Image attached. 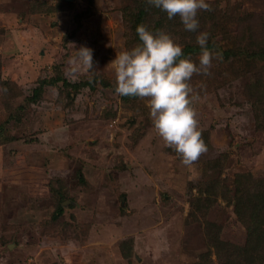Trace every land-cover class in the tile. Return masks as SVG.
I'll return each mask as SVG.
<instances>
[{
    "label": "rangeland",
    "instance_id": "rangeland-1",
    "mask_svg": "<svg viewBox=\"0 0 264 264\" xmlns=\"http://www.w3.org/2000/svg\"><path fill=\"white\" fill-rule=\"evenodd\" d=\"M136 1L0 0V264L259 261L264 59L221 49L264 46V0H206L195 32L149 11V31L182 50L207 32L220 54L189 81L207 147L191 166L157 134L147 98L115 92L112 61L142 43Z\"/></svg>",
    "mask_w": 264,
    "mask_h": 264
},
{
    "label": "clouds",
    "instance_id": "clouds-1",
    "mask_svg": "<svg viewBox=\"0 0 264 264\" xmlns=\"http://www.w3.org/2000/svg\"><path fill=\"white\" fill-rule=\"evenodd\" d=\"M147 3L167 14L178 16L185 30L199 28L198 13L212 11L206 0H147ZM141 44L120 53L115 65V92L121 96L148 99L150 118L165 146L173 148L185 166H191L206 153L207 147L198 128L193 107L198 96L189 83L194 74L209 75L212 61L219 53L207 47V32L197 35L201 48L199 66L190 58H181L182 47L164 32L153 33L144 25L137 26ZM78 55L88 68L92 67V50L81 48Z\"/></svg>",
    "mask_w": 264,
    "mask_h": 264
},
{
    "label": "trees",
    "instance_id": "trees-1",
    "mask_svg": "<svg viewBox=\"0 0 264 264\" xmlns=\"http://www.w3.org/2000/svg\"><path fill=\"white\" fill-rule=\"evenodd\" d=\"M135 11H129L128 14L130 13V16L133 17L135 20H137V25L134 27L135 31L137 29L138 25H144L147 29L148 27L146 26V18L147 16L150 14V10L152 9L154 14L156 15V25H162L163 20L167 17V14L163 13V11H161L158 8L155 7H151L148 3L147 0H137L136 1V6ZM162 16V17H161ZM176 18H178V16L173 18V21L176 20ZM178 24V23H177ZM177 27H181L179 24L177 25ZM137 32V31H136ZM207 47L210 51L211 48L214 47L212 42H207ZM183 58H190L191 55H195L196 53L201 51L200 46L197 44V42H188L185 44L184 48H183ZM221 54H223L226 57H237V56H245L246 58H259V59H264V46H262L261 48L258 49H254V50H246L243 48H225V49H221ZM87 84L91 85V81H87ZM92 86V85H91ZM37 90H39V87H36ZM122 99L126 102L129 101H133V100H137L139 99V97H132V96H121ZM223 193L225 194V190L223 189ZM61 197L63 196V194H59ZM256 199H259L260 201H264L263 196L262 195H255ZM252 213L259 215V204L256 203L255 205L252 206ZM63 213V207L61 204L57 205V211L56 214L54 215L56 218H58L61 214ZM64 225H66V223H63ZM258 229L261 232V235L258 234H253L251 236V238L253 239V244L256 248H260L262 250L261 253V257L259 259V261L257 263H255L254 259L255 258H249L247 259L245 264H264V221H262L260 224L257 225ZM257 259V258H256Z\"/></svg>",
    "mask_w": 264,
    "mask_h": 264
}]
</instances>
